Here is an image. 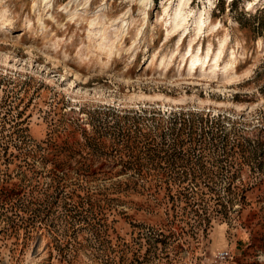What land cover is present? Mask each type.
<instances>
[{
    "label": "rangeland",
    "instance_id": "rangeland-1",
    "mask_svg": "<svg viewBox=\"0 0 264 264\" xmlns=\"http://www.w3.org/2000/svg\"><path fill=\"white\" fill-rule=\"evenodd\" d=\"M220 251L264 264V0H0V264Z\"/></svg>",
    "mask_w": 264,
    "mask_h": 264
},
{
    "label": "bare ground",
    "instance_id": "bare-ground-1",
    "mask_svg": "<svg viewBox=\"0 0 264 264\" xmlns=\"http://www.w3.org/2000/svg\"><path fill=\"white\" fill-rule=\"evenodd\" d=\"M180 3H184V0H180ZM186 4V3H185ZM183 11L180 6L175 9V13L172 17V26L171 29L172 31H176L178 28L184 26L185 23V17L183 16ZM199 52V51H198ZM197 53H191V51L188 53L189 56L191 57V65L192 66H197V65H204L206 61L199 60V55ZM208 55V54H207ZM208 57V56H207ZM216 63V62H215ZM217 64V63H216ZM215 64V65H216ZM203 67V66H202Z\"/></svg>",
    "mask_w": 264,
    "mask_h": 264
},
{
    "label": "built area",
    "instance_id": "built-area-1",
    "mask_svg": "<svg viewBox=\"0 0 264 264\" xmlns=\"http://www.w3.org/2000/svg\"><path fill=\"white\" fill-rule=\"evenodd\" d=\"M229 259H231V255L229 251H220L214 256L213 263L214 264H224Z\"/></svg>",
    "mask_w": 264,
    "mask_h": 264
},
{
    "label": "trees",
    "instance_id": "trees-1",
    "mask_svg": "<svg viewBox=\"0 0 264 264\" xmlns=\"http://www.w3.org/2000/svg\"><path fill=\"white\" fill-rule=\"evenodd\" d=\"M258 25H259V23H258Z\"/></svg>",
    "mask_w": 264,
    "mask_h": 264
}]
</instances>
